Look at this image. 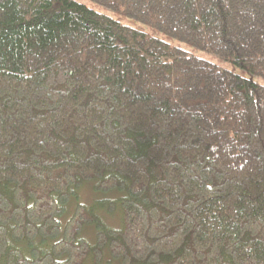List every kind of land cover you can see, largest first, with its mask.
<instances>
[{
	"label": "trees",
	"instance_id": "obj_1",
	"mask_svg": "<svg viewBox=\"0 0 264 264\" xmlns=\"http://www.w3.org/2000/svg\"><path fill=\"white\" fill-rule=\"evenodd\" d=\"M87 1L0 0V264H264V0Z\"/></svg>",
	"mask_w": 264,
	"mask_h": 264
},
{
	"label": "rangeland",
	"instance_id": "obj_2",
	"mask_svg": "<svg viewBox=\"0 0 264 264\" xmlns=\"http://www.w3.org/2000/svg\"><path fill=\"white\" fill-rule=\"evenodd\" d=\"M83 3H86L87 5L89 6H93L94 8H96L97 11H103L99 6L96 7L94 6L92 3L88 2L87 0H79ZM102 1V2H101ZM100 2L104 5L108 4L106 0H101ZM126 3H129L132 5L133 7V13H135L136 15L138 16H144L143 12L145 11V9L147 7H150V6H154V4L158 5V13L160 15L162 14H169L168 16L171 17L172 19V16H174L175 12L179 9H181L182 7V4L179 0H149V3L145 2L144 0H126ZM145 9H144V8ZM105 9H110V10H113V6H106L104 7ZM179 12L177 11L176 15H175V19H173V22L174 20H176V22H178L179 20H177V18L179 17ZM248 18V17H247ZM175 22V23H176ZM86 193V194H85ZM83 195H85L86 197L83 199V202L85 203H89L94 197H96L95 195H92L91 191L89 189H87V192H83L82 193ZM93 196V197H92ZM72 208L69 207L68 210H67V213H69V211L71 210ZM87 230V233H86V236H88V238L90 239L91 236H93V232L91 229H86Z\"/></svg>",
	"mask_w": 264,
	"mask_h": 264
}]
</instances>
